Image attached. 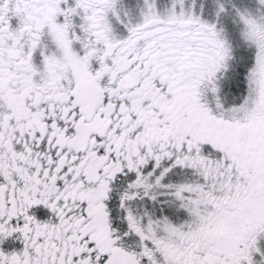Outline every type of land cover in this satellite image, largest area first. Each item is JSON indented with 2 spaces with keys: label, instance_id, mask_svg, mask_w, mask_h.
Listing matches in <instances>:
<instances>
[{
  "label": "snow or ice",
  "instance_id": "6c2138e0",
  "mask_svg": "<svg viewBox=\"0 0 264 264\" xmlns=\"http://www.w3.org/2000/svg\"><path fill=\"white\" fill-rule=\"evenodd\" d=\"M0 264H264V0H0Z\"/></svg>",
  "mask_w": 264,
  "mask_h": 264
}]
</instances>
